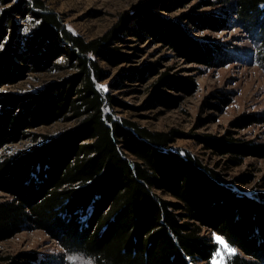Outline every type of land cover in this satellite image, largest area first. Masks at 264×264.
Wrapping results in <instances>:
<instances>
[{"label":"trees","instance_id":"1","mask_svg":"<svg viewBox=\"0 0 264 264\" xmlns=\"http://www.w3.org/2000/svg\"><path fill=\"white\" fill-rule=\"evenodd\" d=\"M0 1H12L0 13V85L24 75L28 69L21 62H30L38 71L70 70L36 93L0 92V145L14 140L22 127L66 114L78 118L77 124L59 135L0 161V189L11 197L0 201V238L33 224L58 238L65 249L87 252L99 264H208L213 244L200 236L206 226L256 260L237 254L234 264L264 261V192L254 197L237 195L218 171L201 165L194 156L163 151L170 139L166 132L150 131L127 119L114 120L105 111L116 99L97 87L105 77L99 60L119 58L109 43L120 32L139 37L142 32L153 34L207 64L221 56L217 47L196 45L178 25L153 17V8L176 0H150L137 6L135 14H122L108 33L90 40L70 30L41 0ZM215 1L226 2L248 28H260L264 42V9L259 7L264 0ZM27 14L33 27L26 35L14 17ZM148 67L154 69V63ZM192 82L181 83L162 72L155 86L187 91L195 87ZM16 104L21 110L13 113ZM233 144L214 147L241 156L261 152L258 146ZM155 188L177 201L164 199ZM88 207L92 210L83 226L79 215L86 214ZM180 212L197 224L183 221Z\"/></svg>","mask_w":264,"mask_h":264},{"label":"rangeland","instance_id":"2","mask_svg":"<svg viewBox=\"0 0 264 264\" xmlns=\"http://www.w3.org/2000/svg\"><path fill=\"white\" fill-rule=\"evenodd\" d=\"M41 1L45 8L54 10L70 30L90 40L104 36L122 14L133 15L137 12L135 7L146 5L150 0ZM11 3L0 1V13ZM259 7L264 9V3ZM152 10L155 19L178 25L193 43L203 48L217 47L221 56L207 64L199 62V58H189L194 57L193 54L185 56L169 41L153 34L142 32L139 37L120 32L109 43L118 51L119 58L99 60L105 77L97 81V87L103 93L111 92L116 99L114 106L106 105L105 111L111 113L114 120L127 119L150 131L166 132L170 139L162 147L163 151L194 156L201 165L218 171L237 195L254 197L258 192H264V42L260 28H248L226 2L221 4L215 0H176ZM14 18L20 32L26 35L32 32L30 14ZM213 18L223 19V24L206 22ZM2 49L1 42L0 51ZM21 63L27 65L25 70H28L16 81L2 83L1 93L19 96L36 93L48 82L59 80L70 71L61 68L38 71L31 68L30 62ZM151 63L155 68L150 70ZM162 72L181 83L185 79L192 80L195 87L187 91L174 86L156 87ZM14 110L20 111L21 106L16 104L13 113ZM77 122L78 118L66 114L48 123L22 127L14 140L0 145V161L13 159L39 146ZM233 143L258 146L261 152L249 150L241 156L214 147L232 146ZM235 158L236 162L232 160ZM155 191L168 201H177L161 189L155 188ZM9 198L10 195L0 189V201ZM91 210L92 207H88L86 214L79 215L83 226ZM180 216L184 217L183 221L197 224L183 212ZM200 236L213 244L208 264L217 258L214 254L222 247L217 236L225 241L227 251L220 258L227 255V264H234L237 254L256 261L230 244L224 235L206 226L200 229ZM232 250L234 254H231ZM43 263L99 264L87 252L65 249L58 238L33 224H26L13 235L0 238V264ZM258 264H264V261Z\"/></svg>","mask_w":264,"mask_h":264},{"label":"snow or ice","instance_id":"3","mask_svg":"<svg viewBox=\"0 0 264 264\" xmlns=\"http://www.w3.org/2000/svg\"><path fill=\"white\" fill-rule=\"evenodd\" d=\"M216 240H217L218 244L220 246H222V247H221L220 252L214 254L217 258L216 259H213L212 262H211V264H227V261H228V256L227 255H225L223 257V259L220 258L221 254L227 251V248L224 247L225 246V241H223L222 239H220L219 236L216 237ZM231 254H234V250H232Z\"/></svg>","mask_w":264,"mask_h":264}]
</instances>
